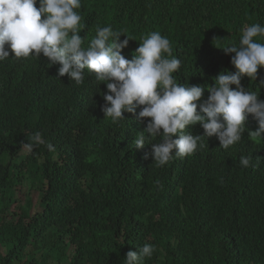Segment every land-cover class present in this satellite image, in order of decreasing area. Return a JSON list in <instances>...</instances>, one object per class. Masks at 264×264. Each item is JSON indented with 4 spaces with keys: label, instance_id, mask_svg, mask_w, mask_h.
<instances>
[{
    "label": "trees",
    "instance_id": "trees-1",
    "mask_svg": "<svg viewBox=\"0 0 264 264\" xmlns=\"http://www.w3.org/2000/svg\"><path fill=\"white\" fill-rule=\"evenodd\" d=\"M78 11L84 47L111 26L131 39L122 50L131 60L159 31L181 60L177 83L207 87L236 71L221 48L238 45L246 25L264 26V0H82ZM13 56L0 61V264H124L145 244L156 250L142 264H264V139L246 130L225 150L203 138L194 154L160 167L151 144L132 143L147 118L139 108L119 123L105 118L107 89L94 74L85 69L77 85L42 54ZM261 81L264 68L241 84L264 101ZM245 127L258 123L249 116ZM37 131L55 151L23 148ZM187 131L204 135L199 124ZM245 155L252 167L239 165Z\"/></svg>",
    "mask_w": 264,
    "mask_h": 264
},
{
    "label": "clouds",
    "instance_id": "clouds-1",
    "mask_svg": "<svg viewBox=\"0 0 264 264\" xmlns=\"http://www.w3.org/2000/svg\"><path fill=\"white\" fill-rule=\"evenodd\" d=\"M81 6L82 0H0V61L9 59L10 53L12 59L42 54L49 66L59 65L58 77L67 75L77 85L84 82L87 69L100 85H106L101 107L105 118L119 123L126 120L124 113L135 114L138 108L139 118H147L144 131L135 133L132 143L135 149L151 144L153 163L160 167L174 157L194 154L204 146L203 138L216 137L225 150L239 143L246 130L251 138L264 139V101L241 84L244 77L256 81L258 69L264 68V26L246 25L238 45L221 48L231 55L234 73L221 72L210 87L185 85L173 75L180 70L181 60L172 55L169 39L159 31L142 38L131 60L122 55L131 39L126 36L121 41L122 34L111 26L97 27L84 47L86 37L79 35ZM205 90L209 95L201 102ZM249 116L258 123L255 131L245 127ZM196 124L203 128V136L187 131ZM156 137L160 142L148 143ZM39 145L55 151L38 131L22 146L32 152ZM252 160L251 155L241 156L239 165L252 167ZM155 250L145 244L129 251L124 264H142Z\"/></svg>",
    "mask_w": 264,
    "mask_h": 264
},
{
    "label": "rangeland",
    "instance_id": "rangeland-1",
    "mask_svg": "<svg viewBox=\"0 0 264 264\" xmlns=\"http://www.w3.org/2000/svg\"><path fill=\"white\" fill-rule=\"evenodd\" d=\"M22 157L17 158V161L22 160ZM10 160L9 157H6V162H8ZM32 189V185L30 183H26V187H23V194L26 195L29 199L32 200L33 205L36 206V204L38 203V196L36 194H32L31 192Z\"/></svg>",
    "mask_w": 264,
    "mask_h": 264
}]
</instances>
